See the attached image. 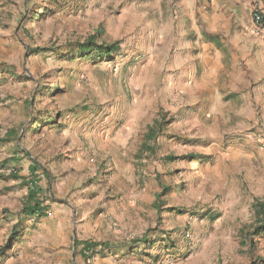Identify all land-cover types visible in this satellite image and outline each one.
<instances>
[{
	"label": "rangeland",
	"instance_id": "rangeland-1",
	"mask_svg": "<svg viewBox=\"0 0 264 264\" xmlns=\"http://www.w3.org/2000/svg\"><path fill=\"white\" fill-rule=\"evenodd\" d=\"M193 14L183 0H0L13 78L0 102L15 105L0 264H264V106L245 102L227 58L202 57ZM94 34L121 51L68 52ZM32 163L52 217L16 225Z\"/></svg>",
	"mask_w": 264,
	"mask_h": 264
},
{
	"label": "crops",
	"instance_id": "crops-1",
	"mask_svg": "<svg viewBox=\"0 0 264 264\" xmlns=\"http://www.w3.org/2000/svg\"><path fill=\"white\" fill-rule=\"evenodd\" d=\"M184 5L195 9L197 14L189 16L192 21L193 39H198L199 43H203L202 57L208 59L210 67L219 68L224 66L223 58H227L232 67V74L236 81L240 84L239 91H246L242 94V98L246 99V103L251 105L264 106V41L253 35L250 31L252 25V17L250 13L249 0H183ZM220 43L226 44L229 49H220ZM219 45V46H218ZM201 54V53H200ZM228 62L225 61V65ZM8 68H3L0 72V88L3 84H10L13 78ZM1 80V79H0ZM10 81V82H9ZM15 107L13 100H5L0 102V143L13 142L14 126L3 124L11 109ZM2 141V142H1ZM54 143V147L58 148L61 143ZM61 150V149H57ZM24 176L29 177L17 178L19 182L25 184L28 193L23 201L20 214L15 216L16 225H25L31 223L36 218H25L23 215L24 207L28 200L30 188L37 186L33 181L32 169L37 168L35 164H24ZM41 197V192L38 194ZM40 199V198H39ZM9 201V200H8ZM41 206L46 209L45 215L37 219L43 221L51 218V209L47 203L40 199ZM11 213H5L4 219L8 220ZM18 220H21L18 221ZM3 223V222H2ZM3 225V224H2ZM24 231L26 228H23ZM88 243V242H84ZM82 243V244H84ZM83 247V245H82Z\"/></svg>",
	"mask_w": 264,
	"mask_h": 264
},
{
	"label": "trees",
	"instance_id": "trees-1",
	"mask_svg": "<svg viewBox=\"0 0 264 264\" xmlns=\"http://www.w3.org/2000/svg\"><path fill=\"white\" fill-rule=\"evenodd\" d=\"M100 37H98L96 34L90 36L85 42L78 44L74 49H69L68 52H76L79 57L83 59L90 60L93 55H99V56H105L106 59H112L113 56L120 52V45L118 43H106V42H99ZM36 52V51H33ZM5 66L0 65V72L3 70ZM158 127L160 129V123L156 122L154 127L150 128L149 133L146 134V141L150 142L152 140L156 139L155 129ZM154 135V136H153ZM2 142V141H1ZM148 148L147 143H145L142 147V149ZM198 158H195L194 160H197ZM32 173H35L37 171V168L32 169ZM164 191H168V187H162ZM40 193V189L37 186H33L30 188L28 200L23 210V215L25 218H36L40 219L45 215L46 209L41 206L40 199L38 197V194ZM157 196L159 199L161 195ZM159 207H157L158 209ZM264 229V226H263ZM259 234V233H258ZM150 242L148 241V246L150 247ZM157 243L153 244L151 247H154ZM78 246L83 245V253L87 254V251H91L92 253L97 252L98 248L107 249L109 248L108 244H94V243H78Z\"/></svg>",
	"mask_w": 264,
	"mask_h": 264
},
{
	"label": "built area",
	"instance_id": "built-area-1",
	"mask_svg": "<svg viewBox=\"0 0 264 264\" xmlns=\"http://www.w3.org/2000/svg\"><path fill=\"white\" fill-rule=\"evenodd\" d=\"M249 5L252 17L250 31L264 41V0H249Z\"/></svg>",
	"mask_w": 264,
	"mask_h": 264
}]
</instances>
